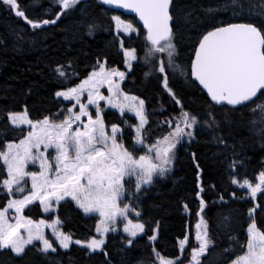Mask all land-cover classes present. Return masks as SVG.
<instances>
[{
  "label": "snow or ice",
  "instance_id": "6c2138e0",
  "mask_svg": "<svg viewBox=\"0 0 264 264\" xmlns=\"http://www.w3.org/2000/svg\"><path fill=\"white\" fill-rule=\"evenodd\" d=\"M93 4L105 15L123 10L105 29L113 35L109 47L122 59L110 63L107 53H95L85 65L91 70L82 74L69 40L65 60L45 65L57 87L40 103L51 101L55 111L33 118L27 100L17 109L0 106V256L11 262L31 252L45 264H60L55 257L75 245L85 256L99 254L103 264H113L108 244L116 238L121 264H127L125 254L146 237L143 248L150 252L135 264H184L189 247L186 264H264V0H49L46 8L33 0L43 17L35 19L18 0H0L34 36L77 11L82 25ZM127 13L134 16L122 18ZM98 27L87 24L86 34ZM78 28L65 29L66 35L74 40ZM138 65L146 69L141 92L152 86L157 93L159 106L151 111L148 99L127 87ZM178 80L194 107L174 87ZM132 84L137 86L135 78ZM33 94L31 87L24 93ZM110 109L119 121L106 119ZM201 145L210 153L204 158L215 161L213 169L202 165ZM181 152L194 169L188 196L198 201L195 246L186 230L176 240L179 254L169 258L159 250L164 224L155 213L168 211L163 188L170 179L173 190L177 186L172 177ZM256 156L254 180L240 178ZM225 164L227 180L218 181L223 174L217 169ZM208 193L218 205V234L228 241L210 261L215 242L205 218ZM176 203L191 215L185 198ZM37 205L44 218L27 214ZM75 217L94 220L85 239L64 230ZM237 220L243 221L239 233Z\"/></svg>",
  "mask_w": 264,
  "mask_h": 264
},
{
  "label": "trees",
  "instance_id": "16d2710c",
  "mask_svg": "<svg viewBox=\"0 0 264 264\" xmlns=\"http://www.w3.org/2000/svg\"><path fill=\"white\" fill-rule=\"evenodd\" d=\"M21 10H25L26 14L30 18H43L42 10L33 6V0H18ZM44 7H48L49 0H43ZM58 10V9H57ZM117 14L115 12H108L107 15L103 11L97 9L93 4L90 9L89 16L83 20L81 25L80 13L73 12L68 17L58 22L57 26H49L46 31L39 32V35H32V30L25 22L16 17L6 7H0V39H4L5 43L0 44V106H6L7 108L17 109L20 107L21 102L27 100L28 107L31 111L33 118L46 114V109L51 108L55 111L56 106L48 101L44 104L40 103L41 99H46L55 90L57 85L50 82L47 69L45 65H51L57 61L63 62L65 60V50L69 47L68 41L71 40L70 54L72 56L79 55V69L82 74H86V71L91 70L85 69L86 64L94 62L95 53L105 52L109 55L110 63L117 59L116 50L109 47V41L112 40L113 35L106 31L112 22L110 16ZM124 19H131L122 16ZM97 23L99 27L95 30L92 36L86 34L87 24ZM79 26L76 32V38L72 40L71 35L65 32V29L75 30ZM113 26V25H112ZM23 30V31H22ZM15 33H20L23 36V40H17ZM141 42H136L137 48L140 47ZM131 45L132 41H128ZM83 53L88 55L85 57ZM143 55V52H140ZM183 59V54H182ZM123 68L122 63L119 65ZM44 70L43 74H38L41 70ZM142 66H137L133 76L129 77L127 87L131 89L133 94H141L144 98L149 101V111L159 105L156 102L157 93L149 86V90L146 93H142L139 87L140 81L143 78ZM135 78L137 86H133L132 80ZM78 82V81H76ZM33 89V95L25 96L28 88ZM174 87L179 91L183 89L182 95L185 96L186 104L189 107H194L193 104L189 103L191 92L187 89L182 80H178ZM67 104V103H66ZM171 111V108H169ZM108 121L116 122L120 120V117L114 112L108 110L106 117ZM157 119V117H153ZM134 121V119H133ZM13 134L9 133V138ZM201 153V163L205 168L213 169L215 161L206 160L204 154L207 153V149L201 145L199 148ZM210 155V153H207ZM259 156H256L252 163L247 168L240 169V178L247 176L254 180L256 173L259 171L257 161ZM227 165L220 166L217 171L223 175L215 177L218 181L227 180L225 173ZM183 177V180L178 178ZM173 179H177V186L173 190L172 180H168L164 184L163 191L167 199L164 201L165 207L168 209L167 213L156 212L157 218L163 216L164 232L163 237L159 244V250L162 255L166 257H173L178 255V248L176 247L177 238H183V233L190 229L191 239L190 245L195 246L194 234L195 224L197 217L195 211L198 207V201H194V198L189 197L188 193L194 189V169L190 161H186L183 158L181 152V160L176 163L174 169ZM206 175V179H207ZM185 198L186 202L189 203L191 208V215L185 214L180 205L176 202ZM216 197L212 193L207 194L209 201V208L206 210L205 218L207 219L210 226V235L215 242V248L213 249V256H210L209 261L215 257V253L219 249L227 246V237L221 232L218 234L217 231V208L218 205L214 206L211 202ZM228 197L226 196V199ZM160 202V201H157ZM152 200L146 201V205L151 204ZM231 207H239L241 211H246V206L237 205L235 202ZM28 215L34 219L44 218L40 213L38 206L33 207L27 212ZM264 218V214H261ZM242 220H237L234 223V229L237 233L241 231ZM94 225V220H83L78 217L72 219L71 222L64 226L65 231H71L75 234L74 238L85 239L88 233V226ZM187 226V229H186ZM246 227V224L243 225ZM146 237L139 241L140 247L134 249L131 253L125 254L124 258L127 264H135L136 260L142 255H146L150 252L149 249H144L143 245L146 242ZM120 245L118 239L112 238L108 244V250L112 255L113 264H121V254L118 249ZM191 247H189L184 255V264H186L188 253H190ZM69 258H71L72 264H103L102 255L96 254L92 256H85L84 251L79 247L73 245L67 252L60 251L59 255L55 259L60 261V264H69ZM0 259L4 260L5 264H45L39 256L29 253L22 260L16 259L15 261H9L7 256H0Z\"/></svg>",
  "mask_w": 264,
  "mask_h": 264
},
{
  "label": "rangeland",
  "instance_id": "374dc122",
  "mask_svg": "<svg viewBox=\"0 0 264 264\" xmlns=\"http://www.w3.org/2000/svg\"><path fill=\"white\" fill-rule=\"evenodd\" d=\"M113 27H114V25H113ZM121 35H123V34H121ZM123 67V66H122ZM102 91H104L105 92V94H106V89H104V90H102ZM65 103H68V102H65ZM94 111V110H93ZM110 111H112V112H114L115 114H117L118 116H119V113L118 112H116L115 110H112V109H110ZM120 117V116H119ZM132 119H134V118H132ZM29 170H38V168H35L34 166H29ZM30 186V185H29ZM38 206V205H37ZM39 208V207H38ZM40 211V210H39ZM43 216H45V214L44 213H42V212H40ZM46 232H47V234L50 236L51 235V233H50V231H48V230H46ZM77 247H79V246H77Z\"/></svg>",
  "mask_w": 264,
  "mask_h": 264
},
{
  "label": "water",
  "instance_id": "95a60500",
  "mask_svg": "<svg viewBox=\"0 0 264 264\" xmlns=\"http://www.w3.org/2000/svg\"><path fill=\"white\" fill-rule=\"evenodd\" d=\"M123 10H118L116 13H118L119 14V12H122ZM123 16H125V17H129V18H132L133 16H134V13H127V14H125V15H123Z\"/></svg>",
  "mask_w": 264,
  "mask_h": 264
}]
</instances>
